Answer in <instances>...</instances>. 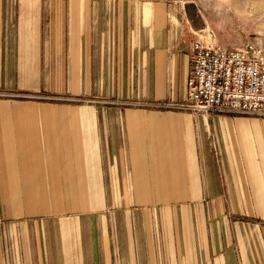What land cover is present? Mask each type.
<instances>
[{"label":"crops","instance_id":"1","mask_svg":"<svg viewBox=\"0 0 264 264\" xmlns=\"http://www.w3.org/2000/svg\"><path fill=\"white\" fill-rule=\"evenodd\" d=\"M171 0H0V264H264V115L187 106Z\"/></svg>","mask_w":264,"mask_h":264},{"label":"built area","instance_id":"2","mask_svg":"<svg viewBox=\"0 0 264 264\" xmlns=\"http://www.w3.org/2000/svg\"><path fill=\"white\" fill-rule=\"evenodd\" d=\"M190 47L187 106L264 115V46L251 40L228 48L196 32Z\"/></svg>","mask_w":264,"mask_h":264},{"label":"rangeland","instance_id":"3","mask_svg":"<svg viewBox=\"0 0 264 264\" xmlns=\"http://www.w3.org/2000/svg\"><path fill=\"white\" fill-rule=\"evenodd\" d=\"M171 2L181 6V16L188 18L197 33H206L222 46L233 48L251 40L264 46V0Z\"/></svg>","mask_w":264,"mask_h":264},{"label":"bare ground","instance_id":"4","mask_svg":"<svg viewBox=\"0 0 264 264\" xmlns=\"http://www.w3.org/2000/svg\"><path fill=\"white\" fill-rule=\"evenodd\" d=\"M233 2V1H232ZM250 3V2H249ZM245 4V3H244ZM253 11V10H252Z\"/></svg>","mask_w":264,"mask_h":264}]
</instances>
